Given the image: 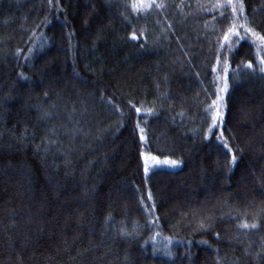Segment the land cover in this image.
<instances>
[{"label": "trees", "instance_id": "obj_1", "mask_svg": "<svg viewBox=\"0 0 264 264\" xmlns=\"http://www.w3.org/2000/svg\"><path fill=\"white\" fill-rule=\"evenodd\" d=\"M242 3L0 0V264H264V0Z\"/></svg>", "mask_w": 264, "mask_h": 264}, {"label": "snow or ice", "instance_id": "obj_2", "mask_svg": "<svg viewBox=\"0 0 264 264\" xmlns=\"http://www.w3.org/2000/svg\"><path fill=\"white\" fill-rule=\"evenodd\" d=\"M229 4L232 5V11L233 13H236L237 11H239L241 14H243V3H242V0H237V2L239 3V8L236 7L235 4H232V0H228ZM135 7V6H134ZM240 27H243L245 32H248V33H251L252 35H255V33L253 32V30L249 27H247L246 25H241ZM232 36H237L239 37L240 36V33L236 30V26L234 25L232 28L229 29L228 31V34H225L224 36V40L225 41H229ZM241 39H243V37H240ZM133 39H136V36L135 34L133 35ZM260 39L264 40V36H261ZM248 68H252L253 65L251 63H249L247 65ZM261 72H264V68L261 69ZM228 90V83L227 81H225V84H224V87L223 89H221V91H227ZM219 101H222L223 100V97L222 96H218L217 98ZM217 104V101H213V105H216ZM139 111V110H137ZM222 112H220L219 110L216 111L215 115L212 117V120H213V124L216 123V121L220 118H222ZM143 131V130H141ZM209 131H211V128L209 129ZM141 139H143V136L141 137ZM225 147H227V145L225 144ZM156 163H164V164H169V165H172V166H177L178 165V161H175V160H165V161H158L157 158L153 157L152 158ZM232 161L233 163H235L236 161V157L233 156L232 158ZM148 171V166H147V163L145 165V172ZM149 199H151V194H149ZM240 227L242 228H256L257 225L256 224H251L249 225L248 223H242L240 225Z\"/></svg>", "mask_w": 264, "mask_h": 264}, {"label": "rangeland", "instance_id": "obj_3", "mask_svg": "<svg viewBox=\"0 0 264 264\" xmlns=\"http://www.w3.org/2000/svg\"><path fill=\"white\" fill-rule=\"evenodd\" d=\"M152 158L153 157H151V156H146L145 160H146L147 165H149V166H155V165L163 164V163H156ZM158 161H161V160H158Z\"/></svg>", "mask_w": 264, "mask_h": 264}]
</instances>
